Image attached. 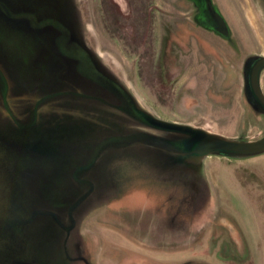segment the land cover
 I'll return each instance as SVG.
<instances>
[{
	"label": "rangeland",
	"instance_id": "obj_1",
	"mask_svg": "<svg viewBox=\"0 0 264 264\" xmlns=\"http://www.w3.org/2000/svg\"><path fill=\"white\" fill-rule=\"evenodd\" d=\"M200 1L207 2L195 0L197 4ZM211 5L213 8H208L203 20L197 21L192 5L185 0L78 2L89 46L146 111L164 121L191 125L233 140L262 138L264 117L248 106L242 65L246 54L264 52V0H212ZM229 30L239 44L236 50L214 37L225 36ZM262 85L264 90V73ZM88 103L96 105L95 100ZM81 130L73 128L71 132L60 133L69 136L71 153L59 154L57 163L77 165L81 155L97 154L102 149L100 144L81 145L85 141ZM136 133L140 135V131ZM131 140L125 138L118 146L126 172L153 175L161 171L167 182L165 189L160 186V191H155L149 186L147 189H151L143 193L147 200L159 192L161 213L151 214L156 215L160 224L165 222V215L178 222L185 221L187 229L177 226L179 238L169 241L172 244L167 246L170 253H165L166 256L159 252L158 257L148 251L145 254L142 246L151 233L150 226H145L148 223L141 219L140 211L131 213L126 207L127 220L133 223L131 242L136 249L123 236L113 240L114 251L102 239L101 244L95 242L97 264H181L177 261L190 258L210 264H264V155L238 160L210 155L199 161L196 170H190L200 174L197 181L192 174L180 179L182 168L171 166V162L179 161L176 150L180 151V145L185 147L179 144L182 142L165 149L150 140L140 142L138 138V143L130 144ZM31 141L30 135L18 131L4 134L0 130V264H9L13 258L19 261L46 258L39 251L44 241L43 225L29 219L33 211L46 210L48 203L41 200L43 189L33 170L38 167L47 171L52 162L42 160L43 155L38 156L28 146ZM61 157L64 159L60 160ZM118 168L115 175L107 176L115 184L121 183L125 176L123 166ZM58 180L60 183L56 185H49L46 180L45 191L50 201L61 200L66 186L75 181L69 173L61 174ZM69 186L67 190L74 187ZM93 190L91 196L95 198L96 185ZM118 191L115 202L133 204L129 199L125 201L124 192ZM109 207L105 203L101 208L105 211ZM225 220L227 226L222 223ZM103 227L101 232L107 229ZM226 227L246 245L235 244ZM85 244L88 249L79 261L67 264H90L94 255L90 241ZM146 257L151 261L147 262Z\"/></svg>",
	"mask_w": 264,
	"mask_h": 264
},
{
	"label": "flooded vegetation",
	"instance_id": "obj_2",
	"mask_svg": "<svg viewBox=\"0 0 264 264\" xmlns=\"http://www.w3.org/2000/svg\"><path fill=\"white\" fill-rule=\"evenodd\" d=\"M185 1L192 5L193 13H196L194 18L197 21L203 20L207 15L206 12H209V7L213 8L211 5L212 0H207V2L200 1L199 4L195 0ZM78 2L79 0H0V130L4 134L10 131L12 133L13 131H18L22 134H27V136L30 135L32 141L28 146H32L38 156L43 155V158L41 157L42 160H50L52 162V164L48 165L51 168L47 171L38 167L33 170L34 174L38 176L36 178L37 183L43 187L41 198L48 202V208L43 211H33L32 218L29 221H34L33 223H35L37 219H49L56 221L58 226L56 225L55 227L52 223L50 225L43 223L42 233L44 234V241L39 251L46 258L41 261L36 259L27 261L36 264L74 263L79 261L83 255L82 253H86L88 247L85 242L89 240L91 254L94 255V259L91 256L90 264H97L98 260L94 250L95 242L101 244V240L104 238L100 235L95 236L94 232L89 229L91 227H99L101 226L100 224H104V227L107 226V228L118 230L114 232L116 235L114 239H104L105 245L111 246L113 251V240L121 236L130 242L129 244L132 248L136 249V245L131 242V226L133 223L127 220L126 207L129 208L131 213L134 210L140 211L142 213L141 219L148 223L145 226H150L149 231L151 233L145 238L144 245L142 246L141 242L138 243L145 248L142 251L145 254L147 251L154 253L156 255L154 257H158L157 252L166 256L165 253H170L167 246L172 244L169 241L175 237L179 238L180 228L178 227L184 226V229H187L185 227L187 222H178V219L165 215V222L159 223V220L155 218L156 215L151 214L161 213L159 192L154 194L153 199L147 198V200L144 199L143 193L151 188H154L155 191H160L161 187L165 189L167 182H165L166 179H163L164 174L161 176V171L153 175L151 173H139L136 175L134 171L130 170L126 172L124 167L126 165H121L120 162L121 152H118V146L124 142L123 139L125 138L132 139L130 144L138 143L139 138L140 142L150 140L153 145L167 149L169 146L171 148L172 144L177 145L179 143L178 139L183 141L187 138L188 144L194 138V135L189 133L193 128L199 131H208L177 122H173V126L180 128L178 129L179 131L162 130L152 125L148 121L149 119L138 111L136 98L124 87V83L99 60L89 46L84 31V23H82L80 17ZM197 17L198 19H196ZM200 29L207 32L204 28ZM232 34L229 30V33L225 36L214 37L225 41L236 50L239 44H237ZM10 35H12V38ZM205 36L203 37L205 38ZM263 61L264 52L246 54L243 59L242 75L245 84L244 95L249 104L248 106L264 117V104L254 92L252 81L253 70ZM263 73L264 67L259 74V88L264 95ZM92 100H95L96 103L106 102L113 109L124 112L132 120L139 122L141 126H145L147 133L140 132V135L136 133L129 137H112L104 133L105 131L97 132L96 134L92 133V129H89V117L92 109H90L91 103H88ZM81 107H84V109H79ZM81 111L82 113H80ZM100 113H103V111ZM82 114L86 117L79 116ZM93 114L96 115V113ZM56 119L72 120L70 122L76 123L79 125L78 127H85L83 129L85 131L83 132L85 141L80 142L82 143L81 145L87 146V143L88 145L93 143L91 146L94 147L95 144H100L102 149L97 154L86 152V154L81 155V161L77 165H70L66 161L57 163L59 154L71 153L68 144L69 140L56 136L50 137L46 141H44V138H40L42 133L48 131L50 127H52L53 131L60 132L62 127L59 124L57 125ZM92 125L96 126L98 131L100 130L99 127L101 125H98V123ZM208 133L215 134L212 132ZM263 138L264 136L255 140L233 141L251 143ZM55 140L59 143H56ZM19 142L21 143L20 140ZM66 142L67 144H65ZM184 142L186 143V141ZM22 145L24 146V144ZM8 148L13 149L15 147L8 146ZM187 148L180 145L179 149L182 152L178 150L176 153L188 152L189 149ZM191 148L193 149L192 146ZM47 155H50L51 158L46 159ZM212 155L238 160L258 157L264 155V153L253 156L250 154L232 155L230 153H213ZM62 159L64 158L61 157L60 160ZM122 166L124 168L122 172L125 176H123L121 183L118 182L112 186L108 182H101L99 190L97 189L98 193L93 198L91 196L94 193L93 189L95 185L96 187L98 186L95 183V177L97 175L112 177L117 172L115 169L118 168L119 170ZM171 166L174 169L182 168L183 174L180 179L187 178L192 174L193 179L199 180L200 174L193 170L190 171L191 169L196 170V166L192 167L190 164L184 165L178 162H171ZM122 172L120 171L119 174ZM67 173L75 180L70 184L74 185L73 188L77 187L78 189L69 188L70 190H67L70 187L68 185L61 200L56 202L54 199L48 200L45 191L46 180L48 179L49 185H56L60 183L58 180L59 176ZM149 186L152 187L147 189ZM112 187H117L118 189L110 192ZM138 188H141V190L138 191ZM118 190L125 193V201L129 199L127 201H131L133 204L126 205L123 202H115L117 201ZM115 195H117L116 198ZM91 202L93 203L91 204ZM105 203L110 205V207L104 211L101 207ZM118 217L122 219L125 217L123 222L127 225L124 226L125 223L122 222L121 218L119 221ZM84 221L89 224L83 226ZM226 221L222 222L225 226H227ZM90 224L92 225L90 226ZM120 224L122 227H120ZM81 227H89V229L82 232V236L85 237L84 246L81 244L82 239L78 236V233L81 232ZM226 228L229 230L230 239L235 244L238 246L246 245V243L242 242L241 244V241L236 239L235 233L232 232L233 230L230 232V227ZM60 235L62 237L66 236L68 241L67 246L64 245V249L60 247L61 252H58L59 246L55 245V241ZM149 240L151 243L147 244L146 241ZM106 247L108 246L106 245ZM148 248L149 250H147ZM49 258L50 260H48ZM14 259L18 260L17 258L11 260ZM11 260L9 264H11ZM149 261L151 259L147 258V262ZM161 261L163 262V260L159 259L160 263ZM177 262L181 264H210L207 261L194 260V258Z\"/></svg>",
	"mask_w": 264,
	"mask_h": 264
},
{
	"label": "water",
	"instance_id": "obj_3",
	"mask_svg": "<svg viewBox=\"0 0 264 264\" xmlns=\"http://www.w3.org/2000/svg\"><path fill=\"white\" fill-rule=\"evenodd\" d=\"M264 67V61L260 63L255 70H253L252 74V81H253V89L256 93L258 99L264 104V95L260 92V81H259V74L262 68ZM137 103V102H136ZM139 106V105H138ZM137 109L139 112L145 115L148 121L155 125L157 128H161L162 130H168V131H179L176 126H173V122H168L162 120L160 117H156L150 112L145 111L143 108H140V106ZM91 115L89 117L92 121H97L99 119V116L93 114L90 111ZM125 114H123L124 116ZM78 117V115H76ZM80 117H86L85 115H79ZM124 120H127L132 125V133L136 134V131H142V127L139 122L134 121L132 119L124 117ZM125 130L123 129V132ZM189 133H192L194 135V138L190 140V142L187 144V138H185L183 141L178 139L179 142H183L185 147L188 150V152L184 151L183 153L178 152L179 155V161H177L179 164H190L198 167L200 164V160L206 157H209L210 155L214 154H220V153H230L232 155H247L250 154L253 155H259L264 153V138L262 140H258L256 142H236L233 141L232 138H228L221 135H215L211 134L205 131H199L197 129H192ZM177 141V140H173ZM186 141V143L184 142ZM193 147V149L191 148ZM178 151V150H176ZM249 155V156H250ZM12 264H30L28 262H19L18 260H12Z\"/></svg>",
	"mask_w": 264,
	"mask_h": 264
},
{
	"label": "crops",
	"instance_id": "obj_4",
	"mask_svg": "<svg viewBox=\"0 0 264 264\" xmlns=\"http://www.w3.org/2000/svg\"><path fill=\"white\" fill-rule=\"evenodd\" d=\"M90 107L92 108V112H94V111L97 112L98 111V113L96 115L99 116V119L96 122L95 121H92V120H90V122H89L90 123L89 129L94 128V129L91 130L92 133L96 134L97 132H103V131H105L104 133L109 134L112 137L113 136L114 137H122V136L129 137V136L133 135V133H132V130H133L132 129V125L133 124H130L129 122H127V120H124V117L125 116L127 118L131 119L129 117V115L125 114L124 112L122 113V112H120L118 110L113 109L110 105L106 104V102L105 103L104 102L96 103L95 106L91 103L90 104ZM143 109L145 110V108H143ZM102 111H103V113H100ZM123 114H125V115L123 116ZM62 120H64V122L59 123L58 122L59 119L56 121L57 125L59 124V126L62 127V129L60 130V132L59 131H56V130L53 131L52 127H50L48 129V132H45V133L43 132L40 138H44V141H46V140L50 139V137L56 136V137H61V138L65 139V140H69V143H70L69 136L61 135L60 133L61 132H64V131H68L69 132L73 128L78 129L80 127H78L79 125H77L76 123L70 122L72 120H68V119H62ZM97 123H98V125H101L99 127L100 128L99 131L97 130V127L96 126H93L92 125V124H95L96 125ZM141 127H142V131L144 133H147V130L145 129V126H141ZM81 128L84 129L85 127L81 126ZM123 129L125 130L124 132H123ZM81 131L85 132L84 130H81ZM82 134H84V133H82ZM95 179H96L95 180V183L98 184L97 189L100 187L101 182H108V184L109 185H112V186H113V184L115 185V183L111 179H110V181H108L109 179L107 177H103V176L97 175L95 177ZM68 185H70V184H68ZM67 186H66V188H67ZM73 189H78V188L76 187V188H73ZM117 189H118L117 187L116 188L112 187V189H110V192L115 191ZM41 200H43V198H41ZM15 219H17V223L20 222L19 221L20 220L19 217H15ZM37 221H39V223H41L42 225H44L43 223H47L49 225L52 223L55 227L57 225L56 224V221H54V220H49V219H43L42 218V219H39V220L37 219ZM87 224H89V223L87 221H84L83 226H86ZM101 226L103 227V225H101ZM101 226H99V227L96 226V228L91 227L90 229H89V227H87V228L86 227L85 228L81 227L80 228V231L81 232L78 233V236L82 239L81 244L84 246V242H85V239L84 238L85 237L82 236V232L84 230H86V229H89L90 231L94 232L95 236L96 235H100L101 237H103L104 239H107V240H111V239H114L115 238L116 235H115L114 232H116L117 229L115 230V228H110V227L107 228V226H105L103 228H107L108 230L106 229L105 232H101L100 231V228H102ZM67 241L68 240L66 239V236H63V237L61 235L59 236V238L57 239V241H55V245L56 246H59L58 247V252H61V248L60 247H63V249H64V245L67 246ZM14 260H16V259H14ZM19 262H28L30 264H36V263H33V262H29L27 260H24V261L21 260ZM11 264H12V260H11Z\"/></svg>",
	"mask_w": 264,
	"mask_h": 264
}]
</instances>
